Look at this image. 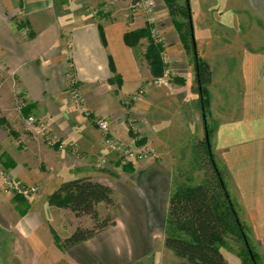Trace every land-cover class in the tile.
<instances>
[{
  "label": "crops",
  "instance_id": "obj_1",
  "mask_svg": "<svg viewBox=\"0 0 264 264\" xmlns=\"http://www.w3.org/2000/svg\"><path fill=\"white\" fill-rule=\"evenodd\" d=\"M133 1L0 0V74L6 82L0 86L2 164L18 185L37 188L15 198L3 193L0 181V264H14L23 249L31 255L29 264H133L130 256L153 254L152 241L157 229H164L173 187L165 160L190 132L195 110L189 112L188 105L195 109L202 102L200 90L192 89L198 81L180 33L184 19L172 16L165 0H152L154 28L174 75L160 88L136 48L125 41L128 33L150 25L147 13L133 11ZM238 2L247 19L258 21L254 30L264 32V0ZM242 53L238 75L213 70L208 120L201 112L230 196L264 260V49ZM229 77L234 84H216ZM73 82L92 117L70 104ZM141 90L144 94L134 101ZM30 116L37 121L33 126ZM95 118L108 119L110 136L130 148H150L151 166L141 170L132 164L126 171L132 178H123L118 154L106 144ZM43 125L65 149L49 147ZM75 143L78 155L69 147ZM103 158L117 167L103 168ZM84 177L109 185L125 204L120 202L116 226L61 251L55 235H67L58 234L55 225H63V209L50 206L48 199L64 182ZM70 224L71 234L77 224ZM126 240H135L130 250Z\"/></svg>",
  "mask_w": 264,
  "mask_h": 264
},
{
  "label": "trees",
  "instance_id": "obj_2",
  "mask_svg": "<svg viewBox=\"0 0 264 264\" xmlns=\"http://www.w3.org/2000/svg\"><path fill=\"white\" fill-rule=\"evenodd\" d=\"M172 16H175L172 0H165ZM184 15L187 21L180 23V33L187 53H192L195 64L198 90L205 118L207 116V89L205 80L208 76V64L200 58L194 46V29L189 0H186ZM142 39L149 45L145 54L153 78L165 74L162 59L163 47L158 45L150 33V27L130 32L126 35L127 45L136 48ZM6 127V126H5ZM6 129H8L6 127ZM206 140L204 151L210 162L211 172L198 184L184 183L177 186L170 195L165 220V248L172 251L182 264H228L222 248L227 246L228 238L233 235L242 245L241 256L246 264H259L260 256L249 241L246 226L241 221L236 205L228 191L224 173L219 167L212 131L208 124L205 127ZM195 163L198 165L201 155L194 149ZM125 170H128L125 166ZM49 205L68 210L77 219L87 217L91 227L78 225L66 238L55 235V242L61 251H67L78 244L93 239L104 230L117 225V215L108 212L103 215L101 206L119 211L121 204L112 187L95 181L91 177L79 178L64 182L49 196Z\"/></svg>",
  "mask_w": 264,
  "mask_h": 264
},
{
  "label": "rangeland",
  "instance_id": "obj_3",
  "mask_svg": "<svg viewBox=\"0 0 264 264\" xmlns=\"http://www.w3.org/2000/svg\"><path fill=\"white\" fill-rule=\"evenodd\" d=\"M172 4L174 6L175 17L182 18L184 19V21H187V17L186 15H184V11H186V0H172ZM189 5L191 9L194 37L196 41L197 50L199 51V55L201 56L203 61H207V60L212 61V65H210L208 61L206 62L208 64L209 77L207 76V74L204 75L207 78V81L205 80L204 86L208 91L212 83V81L208 82V80L213 74L214 72L213 70L220 73H224V75H228L229 73L238 75L240 70L239 62L241 61V57L243 56L242 52L244 51V49L245 50L246 49L253 50L257 48L264 49V32L262 31L259 32L254 30L253 26L257 27L259 26V23L255 18L252 17L248 19L246 18L245 16L246 13L243 14V12L241 11L243 7V2L242 3L240 2L241 7H239L241 15L237 14V10H238L237 7L239 6L238 0H189ZM148 26L150 27V33L154 41L158 45L162 46V41L160 36L156 33L155 34L152 33L151 26L150 25ZM255 36L258 38H256ZM256 41L259 42L258 47L256 46L257 43ZM148 45H149V41L147 39H142L139 42V45L136 47V51L139 54L138 57L140 61L143 62L145 67L146 64L149 67V64L145 58ZM188 55L193 62L192 53H189ZM162 59L165 64V74L161 77H157L153 79L158 80L159 78L167 77V79L172 80L174 75L170 72L168 68L167 59L165 60L164 53H162ZM192 68H193L192 72L194 73V65ZM167 71L169 72V74L166 73ZM3 80H4L3 74H0V86L5 87L1 85L5 81ZM228 82L234 84L235 79L233 77H229V79L217 80L216 84L221 87L229 86ZM164 84L165 86L167 85V83H163V84H158V86H160L161 88L164 86ZM193 84H194V80H193ZM192 89L195 92L196 90L198 91V86L196 83L194 84V87ZM207 104L208 105L210 104L209 96L207 98ZM190 105H188L191 108V111L189 112L193 111L194 113L195 110L194 113L195 119H192V121L190 122V132H188L184 137L182 136L183 142H181V144L176 143L174 145L175 152L172 151L173 153L170 155V158L165 160V162L169 164L167 165L172 172L171 178L173 180V187L171 193L177 186L182 185L184 183L198 184L202 182L211 172L210 162L207 160L204 151L206 135L204 132L203 118L201 112L202 105L200 103L199 108L196 107L195 109H193V107ZM206 117L208 120V115ZM213 117L216 116L214 115ZM213 119L215 120V118ZM125 146L128 145L125 144ZM195 148L197 151H199L201 155L198 165H196L195 163V158H196L194 154ZM119 156L120 154H118V157ZM101 160H100V164H101ZM119 164L121 165V169L124 171V174L118 171L117 169L115 170L119 172V175L122 173L123 178H126L128 180V178H130L131 176L127 175L126 171L128 170H124V169L125 166L127 167V169L128 168L132 169V163L123 162L122 160H120L119 157ZM134 166L141 167V170H145L147 169V167L151 166L150 159L142 163H134ZM102 167L103 168L109 167L111 169L112 168L114 169L117 167V165L112 166V162H111V166L109 163L108 165ZM119 175L116 176L115 179H119L118 178L120 177ZM108 178L114 179L110 176ZM24 193L25 191H22L21 194H19V196L23 195ZM17 196H15V198ZM26 196H28L27 193ZM117 198L119 202L124 201L125 204V200L122 198V195L119 194ZM100 211L103 215L108 214V212L111 213L115 212L117 215V213L120 212V210L118 212L115 211L114 209H107L105 206H101ZM61 213L62 214L60 215V217L62 218L63 225H55L58 234H60L61 236L70 235V229L72 226L70 224L71 220H73L77 224V226L78 225H82L84 227L92 226L91 221L87 217L77 219L68 210H62ZM48 218L52 220V215L48 216ZM154 236L155 239H153L152 241L153 251H154L153 254L130 256L129 261L133 264H182V261L178 259L172 251L165 248L164 229L161 228L157 229ZM249 241L253 247V250L260 256L259 253L260 249L257 248L256 242L252 239ZM140 242L143 243L144 241L141 240ZM126 243L128 245L127 248H129L130 250L133 247L135 240H126ZM242 248H243L242 243L239 240H237L235 236L231 235L228 238L227 246L221 249L228 264H246L243 260L245 256H241ZM22 252H24V255H22V257L15 256V258H13L12 256V258L15 259L13 260L14 264L30 263L31 255L27 254L28 251L26 249H23ZM61 264H65V263H61ZM259 264H264V260L262 257H260Z\"/></svg>",
  "mask_w": 264,
  "mask_h": 264
},
{
  "label": "built area",
  "instance_id": "obj_4",
  "mask_svg": "<svg viewBox=\"0 0 264 264\" xmlns=\"http://www.w3.org/2000/svg\"><path fill=\"white\" fill-rule=\"evenodd\" d=\"M133 11H143L148 14L149 16V24L153 27H151V32L156 33L159 35L157 30L154 28V25L156 23V17L153 15V3L152 0H134L132 4ZM68 48L71 49L72 45L69 44ZM166 60V57H165ZM169 74V72H166ZM166 77L159 78L156 80L157 84H163L166 83ZM144 94V91H139L133 96L134 101H138L141 96ZM69 101L70 104L77 108L79 111H81L82 114H84L86 117H92V112L89 111V109L86 107L84 103V99L82 96L81 91L77 88L76 83L73 82L71 85V88L69 90ZM29 125L33 126L37 123L36 118L34 116H30L28 118ZM94 123L96 127L106 135V144L113 149L117 154H120V160L127 163H142L144 161H148L150 159V156L152 154V150L149 148H143V149H135L130 148L128 146H125V144L120 141L119 139H115L114 137L110 136V121L108 119L104 118H95ZM42 133L46 135L47 141L50 147L59 149H65L66 145L59 143L57 139L49 135V128L46 125H43ZM71 153L74 155L79 154V145L77 143L72 144L69 146ZM109 164V161L106 158H103L101 160V165L106 166ZM0 181L3 185V193L6 196L15 197L19 194H21L22 191H26L27 193L34 194L37 192L36 187H22L16 183L12 175L6 171L5 167L2 164V153L0 152Z\"/></svg>",
  "mask_w": 264,
  "mask_h": 264
},
{
  "label": "water",
  "instance_id": "obj_5",
  "mask_svg": "<svg viewBox=\"0 0 264 264\" xmlns=\"http://www.w3.org/2000/svg\"><path fill=\"white\" fill-rule=\"evenodd\" d=\"M194 46H195V48H197V46H196V41H195V37H194Z\"/></svg>",
  "mask_w": 264,
  "mask_h": 264
}]
</instances>
